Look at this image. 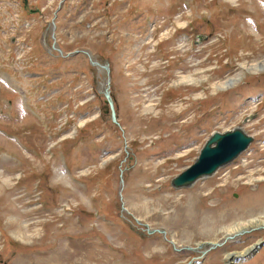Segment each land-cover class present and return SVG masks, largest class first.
Returning <instances> with one entry per match:
<instances>
[{
    "label": "rangeland",
    "instance_id": "1",
    "mask_svg": "<svg viewBox=\"0 0 264 264\" xmlns=\"http://www.w3.org/2000/svg\"><path fill=\"white\" fill-rule=\"evenodd\" d=\"M59 1L0 0V264H223L262 242L201 256L264 216V71L243 68L264 62V0H65L56 45L108 65L119 126L107 73L52 50ZM230 128L249 149L173 189ZM241 264H264V245Z\"/></svg>",
    "mask_w": 264,
    "mask_h": 264
},
{
    "label": "water",
    "instance_id": "2",
    "mask_svg": "<svg viewBox=\"0 0 264 264\" xmlns=\"http://www.w3.org/2000/svg\"><path fill=\"white\" fill-rule=\"evenodd\" d=\"M24 2L26 4V0H24ZM83 53L89 56L88 52L83 51ZM103 94L111 111V120L113 123L118 125L109 89L105 88ZM250 142L251 138L247 137L240 129H234L231 132L225 133H214L202 147L195 162L191 166L186 168L176 178H174L171 181V186L174 189L189 188L197 180L212 176L219 168L224 167L232 162L241 152H243L248 147ZM162 234L165 233L162 232ZM208 244L210 246L209 250L223 245V243L218 244L216 242ZM263 244L264 240L257 245L258 247L255 246L248 250L244 254V256L248 255L251 251L254 252ZM244 256H240V259H234L241 260L244 258Z\"/></svg>",
    "mask_w": 264,
    "mask_h": 264
},
{
    "label": "bare ground",
    "instance_id": "3",
    "mask_svg": "<svg viewBox=\"0 0 264 264\" xmlns=\"http://www.w3.org/2000/svg\"><path fill=\"white\" fill-rule=\"evenodd\" d=\"M54 47L57 49V45H54ZM243 68L248 69V71L250 72H257L259 70L264 71V62H260V63H253L250 65H246ZM99 71H102L100 69H98ZM235 79L234 78H230L227 81L222 82V84H220L219 86H221V88H226L228 85H233L235 83ZM263 229L264 230V216H260L258 218H254L252 220L246 221L244 223H237L234 226H232L230 228V231L226 233V235L224 236V238L222 239V243H224L225 241H229L232 240L234 238H238L240 237L242 234L246 233L247 231H251V230H257V229ZM218 244H220V242H217ZM253 246H257L256 244H253ZM253 246L249 247L246 250H243V253H238V254H229L227 255V260L226 263H231L233 261L234 258L240 259V257L238 256H244L243 254L245 252H247L248 250H250L251 248H253ZM258 247V246H257ZM235 253V252H234ZM247 261V260H246Z\"/></svg>",
    "mask_w": 264,
    "mask_h": 264
}]
</instances>
